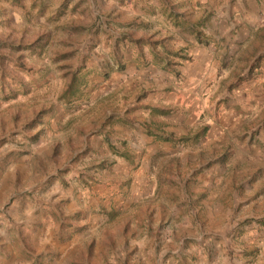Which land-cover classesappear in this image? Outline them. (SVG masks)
<instances>
[{"label": "rangeland", "instance_id": "obj_1", "mask_svg": "<svg viewBox=\"0 0 264 264\" xmlns=\"http://www.w3.org/2000/svg\"><path fill=\"white\" fill-rule=\"evenodd\" d=\"M261 2L0 0V264H264Z\"/></svg>", "mask_w": 264, "mask_h": 264}, {"label": "crops", "instance_id": "obj_2", "mask_svg": "<svg viewBox=\"0 0 264 264\" xmlns=\"http://www.w3.org/2000/svg\"><path fill=\"white\" fill-rule=\"evenodd\" d=\"M259 2H261V0H246V2H245V0H236V1L235 0H231V1L228 0V5H230L229 6L230 7L229 8V10H230L229 13L231 12V8L233 7V5L234 6L240 5V6L244 7L246 11L251 7L253 9V11H254L255 7L259 5ZM261 6L264 7V3L261 2ZM223 22L224 21H221V23H220L221 26L223 25ZM235 22H237V21H235ZM231 25L232 26L229 28L231 31L226 32L225 35H227L228 36V39H230L231 41H232V38H234L233 40H234V43H236V44L233 46L235 49H233V47H232L233 51H230L228 53L229 46L227 45V43L224 44V42H221L220 41L221 39L219 37H217V43L222 47L221 52H223V53L224 52H227V56L226 57H230L231 54H234L233 52H237L238 51V47L240 46V44L245 39V37H243V38L241 37V32L243 30H240L236 35H230V32H232V30H234L236 28V26H237L235 23H231ZM244 26H245V28H248L249 29L250 28L249 21ZM215 44L216 43L212 44V46L209 49H206L205 48V51H202V50L197 51L198 54H199L198 57L201 56V54L203 52L211 53L213 51L212 50L213 48L216 49ZM236 47H237V49H236ZM209 132H210V130H209ZM169 135H172L173 137H176L174 134H169ZM163 136L165 137L164 134H163ZM153 139H155V141L158 142V143L168 144V142H166V141L165 142L158 141L156 139V137H154Z\"/></svg>", "mask_w": 264, "mask_h": 264}, {"label": "trees", "instance_id": "obj_3", "mask_svg": "<svg viewBox=\"0 0 264 264\" xmlns=\"http://www.w3.org/2000/svg\"><path fill=\"white\" fill-rule=\"evenodd\" d=\"M77 74H74V79L76 78ZM73 87V85H72ZM69 92L66 93V96L68 97ZM206 129L203 131V133L201 135H196V139H199V137L204 136L206 134ZM152 136L156 137V139L158 141H162V142H169V143H175V142H181V141H186L189 138L188 137H181V138H174L172 137H164L163 135H161L160 133L157 134H152ZM178 140V141H177Z\"/></svg>", "mask_w": 264, "mask_h": 264}]
</instances>
